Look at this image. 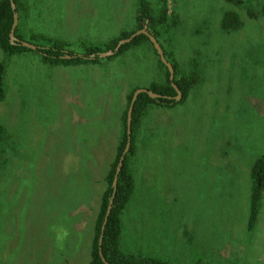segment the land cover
Masks as SVG:
<instances>
[{"label":"rangeland","instance_id":"1","mask_svg":"<svg viewBox=\"0 0 264 264\" xmlns=\"http://www.w3.org/2000/svg\"><path fill=\"white\" fill-rule=\"evenodd\" d=\"M24 1L23 37L46 33L66 51L138 25L139 0ZM146 1L160 12L161 0ZM167 1L170 32L158 39L180 73L197 65L201 80L183 102L149 104L136 127L121 248L173 264H264V197L247 227L250 170L264 155L263 0ZM229 11L240 29L222 26ZM159 59L149 41L81 64L45 63L37 51L8 58L0 264L90 263L129 96L167 83Z\"/></svg>","mask_w":264,"mask_h":264},{"label":"trees","instance_id":"2","mask_svg":"<svg viewBox=\"0 0 264 264\" xmlns=\"http://www.w3.org/2000/svg\"><path fill=\"white\" fill-rule=\"evenodd\" d=\"M161 1V10L160 12L155 13L146 0H139L140 7L137 15L138 25L134 31L122 32L121 35L104 42L79 43L78 46L83 48V52H75L71 50L66 51V47H64L65 43L56 39L54 36H51L46 33L44 34L30 30L32 31V33L29 31L27 34L31 37L30 40L28 41L27 39H25L23 37L24 34L21 30V24L25 19H28V17L30 16L28 5L24 0H15L17 7L16 10H14L12 7L11 0H0V49L5 54V60H0V102L5 99L7 93L5 76L7 73L8 58L16 54H22L27 51H37L41 55V59L43 62L50 63L53 65H70L97 62L101 59L98 55L100 52L107 51L109 49H115L120 40L130 37L133 33H135L141 28L146 27L151 33H153V35L157 39L160 37L161 34H168L170 32V26L168 24V1ZM227 1L234 2L235 4H241L243 2L242 0ZM15 12L19 13V24L15 29V35L20 39L19 42H11L10 39V33L14 23ZM248 13L250 16H255L254 11L252 10H249ZM261 14L264 16V0L262 3ZM165 23L166 27L163 28L162 26H164ZM222 26L227 30H238L242 26V22L237 13L229 11L225 14L222 20ZM21 41H28L36 45L37 48L32 49L30 47H27ZM146 41L151 42L147 35H137L132 39V41L123 44L120 47L119 51L109 57H115L123 53L127 49L133 46L140 45ZM161 45L164 49L166 58L173 64L175 68L174 82L181 89L183 98L179 101L175 100L174 96L177 95V92L175 87L172 85V81L170 80L169 69L161 61V59H159L161 66H163V68L165 69L167 83L161 85L153 84L149 89L166 96L161 98H152L149 96V94L145 92L139 94L133 110V120L131 126V147L129 149V152L125 156L124 164L120 171L117 188L115 191L113 181L116 174L117 165L128 141V109L136 88L132 90V93L129 96L127 109L125 110L123 115L124 125L119 139V154L116 160L112 163L108 175L105 177V181L107 182V188L104 191L101 203V210L96 221L95 236L91 252V261L89 264H105L100 255L99 239L101 235L102 224L104 222L111 199H113V206L104 232L103 243L101 245V249L103 250L106 259L111 264H173L170 261L157 257H151L148 255L137 257L133 254L125 253L121 248L122 237L124 232L123 215L126 211L127 205L132 199L135 190V177L132 169L131 157L136 153V127L140 123L141 117L149 104L155 103L163 106H174V104L178 102H183L184 100H186L190 89L194 85L199 83V81L201 80V75L196 70L198 68L197 65L194 64L196 69L194 68L192 73L190 74L180 73L178 63L170 58L172 54L167 52L163 44ZM155 52L157 53L156 49ZM68 54L71 57H66ZM91 54H96V56L91 57ZM5 135L6 129L2 124H0V145L3 142ZM250 176L251 187L247 227L248 229L252 230L255 228L258 222V216L262 207V201L264 197V155L258 157L254 161L250 170Z\"/></svg>","mask_w":264,"mask_h":264},{"label":"water","instance_id":"3","mask_svg":"<svg viewBox=\"0 0 264 264\" xmlns=\"http://www.w3.org/2000/svg\"><path fill=\"white\" fill-rule=\"evenodd\" d=\"M11 3H12V7L14 10H16V3H15V0H11ZM18 22H19V13L18 12H15L14 14V23H13V26H12V29H11V33H10V39H11V42H15V41H20V39L18 37H16L15 35V29L18 25ZM140 34H145L149 37L150 41L153 43L154 45V48L156 49L161 61L168 67L169 69V72H170V80L172 81V85L175 87L176 89V92H177V95L174 96L175 97V100L179 101L183 98V94H182V91L181 89L177 86V84L174 82V77H175V68L173 66V64L166 58L165 56V53H164V49L161 45V43L158 41V39L153 35V33H151L148 29H146L145 27L144 28H141L139 30H137L135 33H133L130 37L126 38V39H122L118 42L117 46L115 47V49H109L107 51H103V52H100L98 55L100 58H107L109 56H112L113 54H115L117 51H119L120 47L125 44V43H128L130 41H132V39L134 37H136L137 35H140ZM25 46L27 47H30L32 49H36L37 46L28 42V41H21ZM96 54H91V57H95ZM66 57H71L69 54L66 56ZM147 93L149 94L150 97L152 98H161V97H165L166 95H163V94H160V93H157V92H154L153 90L151 89H136L134 94H133V97H132V100H131V103L129 105V109H128V118H127V133H128V141H127V144H126V147L120 157V160L118 162V165H117V169H116V174H115V177H114V181H113V186H114V190L116 191V188H117V183H118V178H119V174H120V171L123 167V164H124V159H125V156L126 154L129 152V149L131 147V126H132V120H133V110H134V106H135V103H136V100L139 96V94L141 93ZM170 97V96H168ZM114 191V193H115ZM112 206H113V199L110 200V203H109V206H108V209H107V213H106V216H105V219H104V222L102 224V228H101V235H100V239H99V246H100V255L102 257V260L105 264H111L105 257L104 253H103V250L101 249V245L103 243V237H104V232H105V229H106V225H107V222H108V219H109V215L111 213V210H112Z\"/></svg>","mask_w":264,"mask_h":264}]
</instances>
